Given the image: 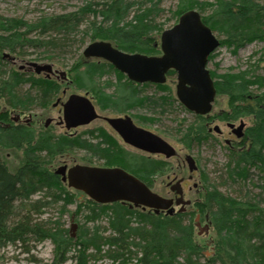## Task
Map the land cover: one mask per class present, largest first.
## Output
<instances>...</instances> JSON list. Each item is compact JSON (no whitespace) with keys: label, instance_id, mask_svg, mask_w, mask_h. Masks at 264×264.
Here are the masks:
<instances>
[{"label":"trees","instance_id":"1","mask_svg":"<svg viewBox=\"0 0 264 264\" xmlns=\"http://www.w3.org/2000/svg\"><path fill=\"white\" fill-rule=\"evenodd\" d=\"M85 4L77 11L44 16L38 18L33 23H27L21 19L3 18L0 16V29H3L4 35L0 37V42L8 44L0 45L1 49L8 47L14 50L15 47H21L25 44L21 41L22 36L33 33V44L29 40L27 43L35 48L39 47H57L58 41L68 42L70 35L77 32L87 15H92L93 20L89 21L86 36H89L91 43L96 41L109 42L120 51L129 54H138L142 56H158L161 54L159 42L149 37V33L158 30V27L152 22V13L157 12L158 4L162 0H84ZM137 9L128 21L124 16L130 14L131 9L136 5ZM150 4L151 7L144 8V5ZM195 0H179L178 8L172 13L176 17V22L180 16L196 9L203 10L202 6L212 8L211 14L202 17L199 12L200 20L208 26L211 31H216L225 35L227 43L234 49L256 39L264 40V6H254L252 0H214L213 4H198ZM100 18V21H96ZM174 24V25H175ZM160 27V26H159ZM161 29V28H160ZM162 31V30H161ZM9 36V37H6ZM47 38L44 40V38ZM83 57H81L82 59ZM86 70L81 72L80 68ZM76 79H79L80 86L85 90L92 92L97 100V104L102 108H113L120 103L126 106L138 105L147 101L143 97H137L139 93L138 86H133L125 76L117 71L109 62L92 61L85 64H79L72 70ZM114 72L117 76V85L115 91L107 93L111 89V84L101 83V78ZM83 74V75H81ZM210 77L216 91V96H226L228 100L229 112H221L215 116L220 121H234L242 117H251L254 122L246 134L247 141L243 140L244 149L234 151L229 150L228 162L226 163V173L229 180H235L236 173L241 168H247L255 164L264 163V93L250 94L249 88L252 87L247 75L228 74L217 76L209 71ZM168 76L175 75L173 70L168 71ZM86 79V80H84ZM127 79L126 87L121 86V81ZM32 81V80H31ZM35 80H33V83ZM157 89L166 90V85H156ZM169 90V89H168ZM216 98V97H215ZM0 100H6L7 105L12 109L18 107L21 98L15 93V83L13 76L7 79H0ZM13 101V102H12ZM121 105V108L123 107ZM122 112V111H121ZM200 121L196 126L188 127L184 134L185 141L201 142L207 139L208 132L205 127L208 115L205 117L196 116ZM143 121L145 119L141 118ZM22 133L25 137H13V134ZM19 135V134H18ZM50 136L41 137L34 141L27 129L0 132V147L2 149L20 150L24 147L22 153V164L25 165L22 173L13 174L0 164V237L14 243L22 240L25 235H31L34 240H49L53 249V263L63 264L66 262V256L70 252L77 254V264H87L86 251L93 250L101 253L100 247L107 246L106 257L115 264H124L130 261L133 254H138L140 264H241L233 257L226 248V243L222 242L219 236L221 231L238 228L239 224L246 220L247 215H252L253 220L258 221V225L264 223V207L244 206L235 199L225 197L216 191L207 192L203 200L199 202L202 214H208L211 221V229L218 234L213 240H209L207 245H212L214 250L209 258H206V244H202L198 239V234L194 233L195 224L186 221L183 214L172 216L160 214L154 215L148 212H139L129 209L127 205L113 203L110 205H99L81 195V201L78 202V210L84 213V225L79 233L74 236L70 234L65 227H56L49 222L34 224L30 227V220L23 217L8 226L12 219L8 218V212L14 203L24 195L25 184L29 176H33V190L36 191L46 185L58 191L52 190L53 201H67L66 205L72 200L67 194V187L49 171L47 165L52 162V157L62 153L61 149L54 145ZM59 142L64 145L70 144V139L66 137L59 138ZM68 143V144H67ZM42 150L48 151V160L36 162L34 158H40ZM236 150V149H235ZM42 163V164H41ZM159 167L163 170L161 161H145L146 173L149 174L153 168ZM264 167V166H263ZM30 180H32L30 178ZM206 183L207 177L203 176ZM70 190V189H69ZM21 196V197H20ZM75 198V197H74ZM68 200L70 202H68ZM212 202L217 207H211ZM75 203V200L73 201ZM65 209V208H64ZM36 213L39 211L36 209ZM142 216L146 227H132V217ZM105 220L107 228L100 230L99 225L87 227L88 223L95 224L98 221ZM56 224V223H55ZM30 227V230L29 228ZM104 232H103V231ZM109 232L108 235L105 233ZM134 249L135 251H133ZM108 254L113 255L109 257ZM92 256V254H90ZM182 261L179 263L177 258ZM201 260H204L202 262Z\"/></svg>","mask_w":264,"mask_h":264},{"label":"rangeland","instance_id":"2","mask_svg":"<svg viewBox=\"0 0 264 264\" xmlns=\"http://www.w3.org/2000/svg\"><path fill=\"white\" fill-rule=\"evenodd\" d=\"M135 2L139 0H134ZM202 4H213L214 0H195ZM255 6H264V0H252ZM179 0H163L158 4L157 12H153L152 22L158 27V30L149 33V37L160 42L161 33L170 29L176 22V17L172 14L178 7ZM84 0H0V16L3 18H15L21 19L27 23H33L40 17L60 15L73 11H77L84 6ZM151 7L150 4L144 5L142 9ZM203 10L196 9L202 17L209 16L212 8L209 6H202ZM137 9L136 5L131 9L130 14L125 15L124 18L129 21L133 16L134 11ZM87 19L80 26L79 30L70 35L68 42L58 41L56 48H32L21 47L15 51L17 58V64L12 65L7 60L1 59L0 51V79H7L8 76H13L15 83V93L21 98L18 103V109L12 110L7 105L6 100H0V110L6 112L7 120L15 117L16 114L21 113L28 115L30 113L40 114L45 108L43 103L41 104L34 92L31 84L33 75L27 72L25 69L19 70L18 66L23 62H38L39 64L53 63L56 68L63 71H71L81 63L82 51L91 43L89 36H86L85 30L89 24V21L93 20L92 15H87ZM96 21H100L97 18ZM160 26V27H159ZM161 28V29H160ZM162 30V31H161ZM214 36L219 40V47L214 50L208 57V63L206 69L212 74L217 76H224L228 74H240L243 73L250 81L252 87L249 88L250 94L264 93V40L256 39L250 42H246L238 49H234L230 46L225 35H221L216 31L212 32ZM3 37V36H0ZM9 37V36H6ZM47 39L46 37L44 40ZM159 44V43H158ZM5 52V51H4ZM3 53V51H2ZM9 53V52H6ZM82 72V71H81ZM32 78V79H31ZM38 78V77H36ZM126 78V77H125ZM38 82L39 80L36 79ZM105 81L110 82L111 89L106 92H112L115 85H117V76L111 72L105 76ZM127 79L121 81V86L126 87L125 82ZM176 75L168 76L166 82L162 85H166L169 89L160 90L156 88V85L143 84L137 87L139 88V97L148 99L137 107L131 109L133 116L145 119L140 123V126L146 128L147 131L157 135L168 144H170L177 151L179 160L168 159L170 165L176 163V161L183 162L185 154H188L194 158L198 170L194 173V179L192 183L197 184L198 192L193 196V205L187 209V213L184 214L186 221H191L195 224V216L197 213H201V206L199 202L203 200L204 194L211 191H216L221 195L229 198H233L244 206H259L264 207V163L255 164L247 168H241L236 173V178L233 181L229 180L226 173V163L228 162L229 148L224 145V137L217 135L207 138L201 142L185 141L184 134L187 132L189 126L200 123L197 120L195 114L186 110L177 100L175 95ZM127 88V87H126ZM13 102V101H12ZM102 112V111H101ZM221 112H229L228 100L226 96H216L212 111L208 115V119H213L211 127L219 126L223 134H226L227 129L224 127V123L215 116ZM135 114V115H134ZM105 115V112L104 114ZM55 116V115H54ZM202 117V116H200ZM243 121L249 127H252L254 120L247 116L242 117ZM43 120H45L43 118ZM209 122V121H208ZM249 127V128H250ZM55 126L51 127V131L48 134L54 145L59 147L62 153L70 154L75 163L82 164L89 162L92 166H96L94 162H100L95 156L90 154V151L79 152L74 149V142L70 140V144L64 145L63 142H59L61 135H64ZM29 133L33 140H39L41 137H47L49 135H42L41 132ZM33 135V136H32ZM60 135V136H59ZM59 136V137H56ZM92 142V139H90ZM247 141V140H245ZM244 143V142H243ZM73 146V147H72ZM241 145L234 144L233 148L238 149ZM67 150V151H66ZM236 151V150H235ZM24 147L20 150L2 149L0 153V162L10 172H17L22 164V153ZM40 154V158H34L36 162L48 160V151L42 150L37 152ZM59 156V155H57ZM95 157V158H93ZM58 158L52 157V162L47 165L50 172H53L60 163L57 162ZM165 161H162L163 165ZM58 163V164H57ZM42 164V163H41ZM88 164V165H90ZM169 165V164H168ZM169 165V166H170ZM184 171H187L184 165ZM162 172V178L165 179L166 174L170 172L168 167L164 166ZM187 173L184 172L185 177ZM207 177L206 183L203 181V176ZM30 178L32 180H30ZM25 184L24 195H22L19 201H16L10 211L8 212V218L12 219L8 226L22 220L23 217L30 220V227L33 228L34 224H41L43 222H49L56 227H65L69 230L70 234L76 236L80 228L84 225V213L78 210V202L81 201V195L78 191L69 190L67 196L71 202L66 205L65 201H53L52 190L46 185L40 189L34 191L33 176H29ZM58 191V189L56 190ZM55 191V192H56ZM75 197V198H74ZM75 200V203L73 201ZM110 205V204H107ZM211 207H214L218 211V206L212 202ZM65 208V209H64ZM39 213H36L35 210ZM205 214H202V216ZM252 215H247L246 220L241 222L238 228L227 229L221 231L219 236L223 239L222 242L226 243V248L231 252L234 258L240 261L241 264H264V223L258 225V221L253 220ZM145 219L142 216L132 217V227L142 226L146 227ZM13 222V223H12ZM56 223V224H55ZM93 225H99L100 230L107 228L105 220L98 221L95 224L88 223L87 227ZM30 227L29 230H30ZM72 230V231H71ZM103 231V230H102ZM104 232V231H103ZM197 228L194 227V233L196 234ZM109 232L105 233L108 235ZM218 236L213 230H210L207 236L198 235L197 241L202 244H206V258L212 255L214 250L212 245H207L209 240H213ZM53 245L49 240L36 241L30 236H23L22 240H18L14 243L7 241L5 238L0 237V264H52L53 263ZM101 253L94 252L93 250L86 251L87 264H115L112 263L106 252L107 246L100 247ZM135 251L134 249H132ZM92 254V256H90ZM109 257L114 256L108 254ZM138 254H133L130 257V261L124 264H140ZM66 262L63 264H77V254L70 252L66 256ZM177 261L181 263V259L178 257ZM204 262V260H201Z\"/></svg>","mask_w":264,"mask_h":264},{"label":"water","instance_id":"3","mask_svg":"<svg viewBox=\"0 0 264 264\" xmlns=\"http://www.w3.org/2000/svg\"><path fill=\"white\" fill-rule=\"evenodd\" d=\"M219 40L211 29L201 20L196 11H189L179 17L178 22L161 33L160 56H142L129 54L113 47L109 42L96 41L83 51L85 59H100L112 64L129 81L138 84L160 85L166 82L167 73H176L175 95L179 103L197 116H207L212 110L216 91L209 71L206 69L208 57L219 47ZM7 57V55H3ZM35 74L51 73L50 64L28 63ZM62 76L64 72L60 73ZM94 110L90 102L79 96L70 97L63 104V117L67 130L92 118ZM87 118L88 120H84ZM82 119V120H81ZM46 121L45 126L49 124ZM107 122L122 140L148 154L163 155L166 159L176 156V150L157 135L135 127L129 117L108 119ZM243 123L233 128L232 134L237 139L243 136ZM220 132L218 126L213 128ZM184 163L189 173L197 171L194 158L185 155ZM62 176L68 189L84 194L89 200L99 205L128 203L131 207H142L154 213H174L173 204L180 206L178 213L184 211L190 201L182 198L180 181L171 188L179 195L173 201L152 192L146 185L134 179L119 168H97L74 165L66 170L60 167L55 172ZM199 217H196V221ZM72 231V230H71ZM208 225H198L199 236L208 234Z\"/></svg>","mask_w":264,"mask_h":264},{"label":"flooded vegetation","instance_id":"4","mask_svg":"<svg viewBox=\"0 0 264 264\" xmlns=\"http://www.w3.org/2000/svg\"><path fill=\"white\" fill-rule=\"evenodd\" d=\"M4 43L8 44L7 42H4ZM30 46L31 45H23L21 47H30ZM159 48H160V44H159ZM1 50L3 51V53L1 51L2 60H7L12 65L17 64L18 57L14 55L16 49L11 50L10 48L5 47ZM6 52H9V53H6ZM3 55H7V57H3ZM92 61L106 63V61L100 60V59L82 58L81 64L89 63ZM28 63H31V62H23L22 65L18 66V69L19 70L25 69L27 72L34 74L33 79L31 78L32 83L30 84L32 88L34 89V92L37 93L36 96L38 97L39 102L41 104L43 103L45 108L41 111L40 114L30 113L25 116L21 113H18L15 115V117L9 118V120H7V116H6L7 113L4 112L3 109L0 110V132L2 131L3 133H6L8 131H14V130L17 131V130L27 129L28 134L29 133L34 134L35 133L34 129H38L36 131L41 132L42 135L46 134L49 136H53L48 133L49 131H51V127L55 126L56 129L60 130L64 134L61 136L59 135L60 137H66L74 142V149H77V151L79 152L89 150L92 156H95L96 159L100 160V162H94L96 166H92V164H90L88 161L82 164L75 163L74 162L75 160L72 159V157L68 153L61 154V155L59 154V156H56L55 158H58L57 162L60 164L56 169L53 170L52 173L54 174L56 178H58V180L64 186H66V182H63L62 176L57 175L55 172L60 167H65L67 170L74 165H83V166L97 167V168L122 169L123 171L128 173L130 176H132L134 179L146 185L152 192L158 194L159 196L163 198L172 199L173 201H175V199L178 198L179 195L176 194V192L172 191L171 188L175 185L176 182L180 181V188L178 189L182 192V198L186 201L187 200L190 201L191 203L190 205L185 206L184 211L181 213H178L180 206H175L173 204L174 213L172 215H175V214L184 215L187 213V209L190 206H192L194 203V201L192 200L194 199L193 196L195 195L196 192H198V189H197L198 187L195 182L192 183V185H189V183L193 181L194 173L196 171L190 174L185 163L182 164L181 162L176 161V163L172 167L169 162L165 161L168 159H166L163 155L148 154L142 150L134 148L133 146L125 143L122 140V138L118 135V133L115 130H113L111 126L109 125V123L107 122L108 119L129 117L135 127L147 131L146 128H143L142 126H140V123L144 121L141 118L133 116L130 113L131 109L137 107L140 104L133 105L132 106L133 108H132L131 106H128L129 104H126V106H124L122 105V103H120L119 106H113V108L108 107L106 109H102L97 104L95 95L92 92L87 91L85 90V88L80 86L79 79H76V77L74 76V72L72 71L73 69H71V71H63V70H59L58 68H56L53 63H47L51 65V68H52L51 73L35 74L33 69H31L28 66ZM85 70L86 69L84 67L80 68V71L82 72ZM62 72L65 73L64 76L60 74ZM167 78H168V75L166 79ZM36 79H38L39 82ZM33 80H35L34 83H33ZM132 84L133 86L143 85V84H138L135 82H132ZM152 85H155V84H152ZM115 89L113 88L114 91ZM107 93H110V92H107ZM72 96H79V97L87 99L93 107L94 114L92 115V118L89 119V121H86L82 124H79L78 126L74 128L67 130L65 127L64 117H63L64 116L63 115V104L66 103V101ZM121 105L123 106L122 108H121ZM104 112H105V115H103ZM43 118L45 120H43ZM215 119H218V118H215ZM47 120H49L50 122L47 126H45V123ZM84 120H88V119L85 118ZM211 122H213V119L209 122L208 121L205 122V127L209 135L207 138H211L215 135L219 137L221 136V137H224V145H226L229 148V150L235 151V149L233 148L234 144L241 145L238 149H236V151L244 149L245 142L243 143V140L246 139V134L248 133L250 126L248 127L246 123L243 121V119H237L234 121L233 120L224 121V122L222 121L224 123V127L227 129L226 134H223L219 126L218 127L220 129V132H215L213 130L215 126L211 127ZM240 123H243L244 125L242 129L243 136L240 139H237L234 136V134H232L233 128L230 129L228 127V124H232L236 128L237 126H239ZM59 136H56V137H59ZM90 139H92V142L90 141ZM1 150L2 148L0 147V153H1ZM116 156H119V158L121 157V159H119V161L117 162H114L113 159ZM147 159L149 161H161V162L165 161L164 166L168 167V169L170 170V172L166 174L165 179L162 178V172L159 167L153 168L149 174L146 173L145 161ZM169 159L179 160L177 151H176V156L169 158ZM183 162H184V158H183ZM1 165L5 167L3 164ZM184 165L186 166L187 171H184ZM23 167H25L24 164L20 166L17 172H12V173L17 174V175L19 173H22L23 175L24 172L20 170ZM5 169L7 168L5 167ZM184 172L188 174L187 177L183 176ZM121 204L127 205L129 209H134V210H137L143 213L148 212L154 215H160V214L167 215L165 212H162V211L156 214L152 210L143 209L142 207H131L128 203H121ZM196 217H199L197 221H196ZM198 225L200 226L208 225L209 232H210L211 221L209 220L208 214L203 215V216H201L199 213L196 214L195 227L197 228V231H198ZM203 235L207 236L206 234H203Z\"/></svg>","mask_w":264,"mask_h":264},{"label":"bare ground","instance_id":"5","mask_svg":"<svg viewBox=\"0 0 264 264\" xmlns=\"http://www.w3.org/2000/svg\"><path fill=\"white\" fill-rule=\"evenodd\" d=\"M163 1V0H162ZM0 36H4V31H3V29H0ZM31 41L32 42V44H33V40H34V37H33V33H31V34H29V35H26V36H22V38H21V41L20 42H23V44H25V45H31V44H29V43H27V41ZM0 44H1V46H5V43H4V41H1L0 42ZM30 47H32V48H35L33 45H31ZM7 48V47H6ZM39 48H47V49H49V48H55V47H39ZM15 49H17L16 47H15ZM100 81H102L101 83H103V85H105V83H106V81H105V77H103V78H101L100 79ZM107 83H109V82H107ZM16 89V88H15ZM137 97H139L138 96V94H137ZM140 98V97H139ZM19 134V135H18ZM18 134H13V137H21V138H23V137H25V135L24 134H22V133H18ZM119 159H121V157L119 158V156H116V157H114V159H113V161L114 162H117V161H119ZM21 197V196H20ZM21 198H19L18 199V201L20 200ZM27 236H30V237H32L31 235H27ZM33 238V237H32Z\"/></svg>","mask_w":264,"mask_h":264}]
</instances>
